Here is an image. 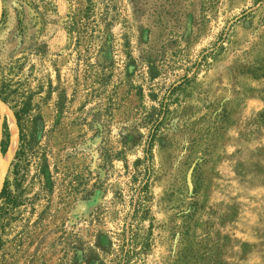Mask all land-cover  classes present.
I'll use <instances>...</instances> for the list:
<instances>
[{"label": "rangeland", "instance_id": "374dc122", "mask_svg": "<svg viewBox=\"0 0 264 264\" xmlns=\"http://www.w3.org/2000/svg\"><path fill=\"white\" fill-rule=\"evenodd\" d=\"M2 5L0 264H264V0Z\"/></svg>", "mask_w": 264, "mask_h": 264}, {"label": "trees", "instance_id": "16d2710c", "mask_svg": "<svg viewBox=\"0 0 264 264\" xmlns=\"http://www.w3.org/2000/svg\"><path fill=\"white\" fill-rule=\"evenodd\" d=\"M20 28H21V23H20ZM48 47L45 46V50L47 49ZM9 85L8 84H5V83H2V85L0 86V101L3 102L4 104H9V96H10V93H12V91L9 89ZM11 109H14V108H11ZM23 111H28V107L24 108ZM14 116H15V119L17 121V125L20 129V133L21 135L23 134V130L20 126V121H21V118H20V114L19 112H14ZM7 126L6 124L4 123L3 126H2V129L0 130V138H2L3 140L1 141V151L4 153L6 152V148L10 142V139H9V133H8V130H7ZM23 137V135L21 136ZM22 140V143H23V138H21ZM26 161L25 159V150H24V147H23V144L21 145L20 147V151L18 152V156H17V162L14 163L13 167H12V170H10L9 172L12 173L14 175V182L17 181L19 179V176L21 175V173L25 170V168L28 166V164H24ZM6 185H7V177L5 178V181H4V186H3V189L1 191V194H0V197H3V195H5L6 191ZM9 203L11 204V207H15L14 205H16L17 203L14 201V200H11L10 198H8ZM195 263L193 264H197L198 263H201L202 260H205L207 262V258L206 256H201L200 258H197V256H195Z\"/></svg>", "mask_w": 264, "mask_h": 264}, {"label": "bare ground", "instance_id": "6f19581e", "mask_svg": "<svg viewBox=\"0 0 264 264\" xmlns=\"http://www.w3.org/2000/svg\"><path fill=\"white\" fill-rule=\"evenodd\" d=\"M8 125H9L11 139H12V143L8 151V156H9L11 154L13 155V152L17 148V144H18V127L16 125V120L12 114L8 115Z\"/></svg>", "mask_w": 264, "mask_h": 264}, {"label": "water", "instance_id": "95a60500", "mask_svg": "<svg viewBox=\"0 0 264 264\" xmlns=\"http://www.w3.org/2000/svg\"><path fill=\"white\" fill-rule=\"evenodd\" d=\"M3 15V5H2V0H0V21ZM11 143H12V139H11ZM2 188H0V194H1Z\"/></svg>", "mask_w": 264, "mask_h": 264}]
</instances>
